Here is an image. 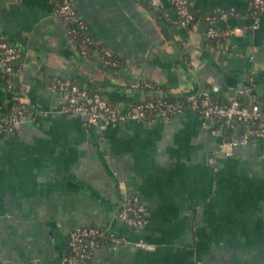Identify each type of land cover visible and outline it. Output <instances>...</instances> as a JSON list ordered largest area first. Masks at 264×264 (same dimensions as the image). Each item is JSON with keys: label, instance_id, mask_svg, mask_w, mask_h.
Instances as JSON below:
<instances>
[{"label": "crops", "instance_id": "obj_1", "mask_svg": "<svg viewBox=\"0 0 264 264\" xmlns=\"http://www.w3.org/2000/svg\"><path fill=\"white\" fill-rule=\"evenodd\" d=\"M148 1L161 22L142 0H74L93 39L118 56L113 67L81 55L58 0H0V37L19 51L16 90L28 114L0 134V264H58L70 230L87 224L125 239L79 264H264L263 139L220 150L238 125L215 132L220 122L188 105L167 117L87 124L52 87L54 77L69 78L123 109L157 91L134 80L167 96L264 98V13L253 28L252 0H190L201 13H239L218 23L239 29L218 38L204 20L181 25L172 0ZM12 95L0 67V115ZM127 198L145 207V225L120 218Z\"/></svg>", "mask_w": 264, "mask_h": 264}, {"label": "built area", "instance_id": "obj_2", "mask_svg": "<svg viewBox=\"0 0 264 264\" xmlns=\"http://www.w3.org/2000/svg\"><path fill=\"white\" fill-rule=\"evenodd\" d=\"M177 19L181 25L188 26L195 20L191 10L190 0H172ZM264 13V0H252L249 14L253 18L252 27L259 24V17ZM56 15L67 23L68 32L77 43L78 34L83 35L84 41L93 46L92 52L88 49H79L83 56H96L104 65L117 67L120 64L118 56L105 45L98 44L87 30L85 19L78 13L74 0H60L56 9ZM236 10H218L208 14L204 21L207 22L206 35L216 37L221 34L234 33L239 26L222 29L218 26L220 21H226L238 16ZM19 57L18 49L6 39L0 37V67L6 77V88L14 92L12 95V109L9 114L0 118V134L19 128L28 117L25 103L16 90V61ZM52 87L63 93V108L68 113L82 116L87 124H97L100 127L114 122H125L129 119L144 120L151 113L167 117L168 115L183 109L184 103L180 100L167 101L162 97L148 98L131 102L123 109L117 104L108 101L101 93L91 92L86 86L63 77H54ZM131 87L156 88L159 86L147 80H134ZM249 90V89H248ZM187 105L203 116L210 117L220 122L221 127H215V132H224L226 127H236L242 124L243 133L237 136L229 135L228 140L219 144L220 150L227 153L240 143L249 142L252 139L264 140V98L252 104L232 97L228 101H221L210 90L204 89L188 97ZM228 147V148H227ZM120 218L133 227H140L148 222L145 207L135 198H127L119 211ZM125 238L106 227L87 224L79 225L70 230L67 240L69 251H65L58 264H79L92 257L94 249L105 242H121ZM104 241V242H103ZM137 244L146 246L140 239Z\"/></svg>", "mask_w": 264, "mask_h": 264}, {"label": "trees", "instance_id": "obj_3", "mask_svg": "<svg viewBox=\"0 0 264 264\" xmlns=\"http://www.w3.org/2000/svg\"><path fill=\"white\" fill-rule=\"evenodd\" d=\"M59 2H58V5H57V7L59 6V4H60V0H58ZM142 2L149 8V9H151L154 13H155V15H156V17H157V19H158V21L159 22H161V18H160V16L158 15V12L153 8V6L151 5V3L148 1V0H142ZM191 10L193 11V13H194V15H195V20H193L192 22H190L189 24H188V26H191L194 22H197L198 20H205V18H206V16L208 15V14H213V13H215V11H213V12H209V13H201V12H198V11H196V10H194L193 8H192V6H191ZM179 22V21H178ZM163 29L165 30V31H167L166 30V27H163ZM78 37V42H77V45H78V48L79 49H82V48H85V49H88L90 52H92V49H93V46L91 45V44H89L88 42H86V41H84V39L82 38V36L83 35H81V34H78L77 35ZM219 36H216V37H212V38H218ZM15 66H16V64H15ZM5 80H6V77H5ZM80 85H82V86H85V85H83L82 83H79ZM87 87V86H86ZM88 89H89V91H91V92H99V93H101L102 95H103V93H102V91L100 90V89H93V88H91V87H87ZM156 97H162L163 99H165V100H167V101H177V100H180V101H182L183 103H184V106H187V103H188V98L187 97H175V96H167V95H164L163 93H161L160 91H156L155 93H153V94H148L147 95V97L145 98V99H148V98H156ZM240 99V98H239ZM221 100V99H220ZM241 101H243V102H245L243 99H240ZM262 100V99H261ZM109 101V100H108ZM222 101V100H221ZM225 101H228V100H225ZM224 101V102H225ZM112 103V102H111ZM114 104V103H113ZM11 109L12 108H10V110H9V112L7 113V114H9L10 113V111H11ZM152 115H155V114H153V113H151V116ZM3 116H5V115H0V118H2ZM118 234V233H117ZM119 235V234H118ZM104 242V241H103ZM66 251L68 252L69 251V249H68V246L66 247ZM90 259V258H89Z\"/></svg>", "mask_w": 264, "mask_h": 264}, {"label": "water", "instance_id": "obj_4", "mask_svg": "<svg viewBox=\"0 0 264 264\" xmlns=\"http://www.w3.org/2000/svg\"><path fill=\"white\" fill-rule=\"evenodd\" d=\"M232 90H233V89H232ZM232 92H233V91H232ZM12 94H14V92H12ZM230 95H231L232 97H235V96H236L235 91H234V93H231ZM239 97H240L241 99H244V101H245L246 103H248V100H249V96H248V95L240 94ZM243 129H244V126H243L242 124L238 125V126H237V133H238L239 135L242 134V133H243ZM226 132H227L228 134H230V133L232 132L231 127H226Z\"/></svg>", "mask_w": 264, "mask_h": 264}]
</instances>
